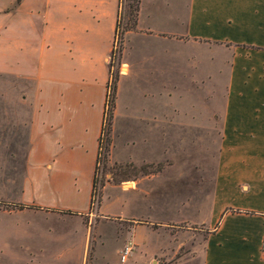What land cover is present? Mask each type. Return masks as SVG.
I'll return each mask as SVG.
<instances>
[{"label": "rangeland", "instance_id": "rangeland-1", "mask_svg": "<svg viewBox=\"0 0 264 264\" xmlns=\"http://www.w3.org/2000/svg\"><path fill=\"white\" fill-rule=\"evenodd\" d=\"M7 1L0 0V48L2 9ZM187 1L141 0L136 27L121 35L131 24L128 5L132 2L119 0V31L112 44L114 53L108 57V78L118 81L110 132L102 137L103 148L108 145V152L102 151L97 165L91 209L89 206L71 214L32 208L17 210V205L25 204L22 182L27 152L34 147L38 151L33 158L40 157L41 146L32 145L37 134L29 125L30 107L1 100L16 96L17 85L15 80L0 75V264H201L205 238L217 227L206 226L213 216L212 199L207 197L215 196L208 192L223 140L218 119L224 88L221 82L209 83L203 77L192 88L178 70L169 71L172 80L167 88L161 87V81L151 75V60L160 48L168 49L167 56L156 60L174 62L187 69L193 56L195 75L214 74L222 70L223 53L214 50L212 55L204 46H161L166 43L155 39L133 38L129 42L132 32L180 30L189 13ZM215 44L221 45L217 46L219 49L229 46L224 42ZM129 64L130 75L120 78L128 73ZM6 113L7 121L2 117ZM151 118L161 120L153 123L149 122ZM93 136V132L85 136L81 127L72 134L75 140H85L89 149L80 168L82 178L72 182L80 191V204L89 200ZM56 137L58 134L52 135ZM263 164L260 155L242 162L230 161L225 184L255 177ZM157 165L159 171L152 172ZM142 167L151 173L143 174ZM238 227L227 221L223 230L240 232ZM126 248L130 251L123 259ZM228 249L224 252L227 257L220 252L213 254L215 264L240 251L236 245Z\"/></svg>", "mask_w": 264, "mask_h": 264}, {"label": "crops", "instance_id": "crops-1", "mask_svg": "<svg viewBox=\"0 0 264 264\" xmlns=\"http://www.w3.org/2000/svg\"><path fill=\"white\" fill-rule=\"evenodd\" d=\"M118 3L119 0H21L16 5V0H8L2 9L0 75L15 80L17 86L16 96L1 100L30 107L29 125L37 134L32 145L41 146L40 157L33 158L38 151L34 147L27 152L22 182L24 206L50 213L81 212L90 206ZM187 7L189 13L180 30L132 32L129 42L133 38L155 39L166 43L161 46L170 43L177 49L204 46L211 53L222 51V70L195 75L193 56L189 68H180L177 63L156 60L167 54L168 49L160 48L151 60V75L166 88L172 80L169 71L176 70L182 79L191 82L192 88L197 87L201 77L209 83L221 82L224 91L218 120L223 140L208 192L215 196L207 197L212 199L213 216L206 225L217 227L205 238L201 264H215V252L227 257L224 252L231 245L240 251L232 257H222L218 264H264L259 257L264 234V164L255 177L225 184L230 161L242 162L255 155L264 160V0H188ZM222 42L229 46L217 48L221 45L215 43ZM129 66L128 73L120 78L130 75ZM2 117L7 121L9 114ZM157 119L161 120L151 118L149 122ZM80 127L85 136L94 134L89 200L83 204L79 203L80 191L72 183L82 178L80 168L89 151L85 140L72 138L73 131ZM55 134L58 137L52 138ZM243 164L249 167L247 162ZM227 221L239 225L240 232L224 231Z\"/></svg>", "mask_w": 264, "mask_h": 264}, {"label": "trees", "instance_id": "trees-1", "mask_svg": "<svg viewBox=\"0 0 264 264\" xmlns=\"http://www.w3.org/2000/svg\"><path fill=\"white\" fill-rule=\"evenodd\" d=\"M21 0H16V5L20 3ZM132 4H129V17H131V24L127 26L124 31L122 32L121 35L125 34L126 32L133 30L138 21V15H139V10H140V3L141 0H130ZM118 23L119 20L116 19V25L114 29V38L118 36ZM114 50L111 49L110 55H113ZM109 72V69H108ZM111 78V79H110ZM116 81V83H115ZM118 81V78L112 79V77L109 76L108 81L106 83V93H105V102H104V110H103V117H102V125H101V130L100 134L98 137V151H97V156H96V162H95V167H94V174H93V179H92V189H91V194H90V209L93 206L94 200H95V187H96V171H97V165L99 162V159L101 158L102 151L103 153L107 154L108 152V145L103 148V139L102 137L106 134L109 135L110 132V120L112 117V110L114 108V97H115V92H116V85ZM108 121V123H107ZM108 125V126H107ZM107 142H109V139L107 138ZM105 157V156H104ZM159 171V166L157 165L156 169L152 172ZM141 172L143 174H149L151 172L146 171V168L142 167ZM122 182V181H120ZM17 210H23L25 208H32L36 209L35 207H27L24 205H17L16 206ZM63 214H71L72 212L70 211H61Z\"/></svg>", "mask_w": 264, "mask_h": 264}, {"label": "built area", "instance_id": "built-area-1", "mask_svg": "<svg viewBox=\"0 0 264 264\" xmlns=\"http://www.w3.org/2000/svg\"><path fill=\"white\" fill-rule=\"evenodd\" d=\"M130 249L126 248L125 255H123V259H125V256L129 253ZM259 257L264 260V237L261 238L260 244H259Z\"/></svg>", "mask_w": 264, "mask_h": 264}]
</instances>
